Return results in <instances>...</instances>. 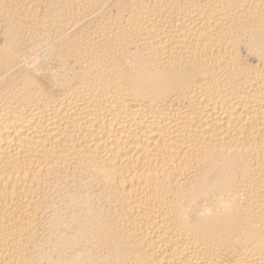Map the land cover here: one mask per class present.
Masks as SVG:
<instances>
[{"label":"bare ground","instance_id":"1","mask_svg":"<svg viewBox=\"0 0 264 264\" xmlns=\"http://www.w3.org/2000/svg\"><path fill=\"white\" fill-rule=\"evenodd\" d=\"M0 264H264V0H0Z\"/></svg>","mask_w":264,"mask_h":264}]
</instances>
